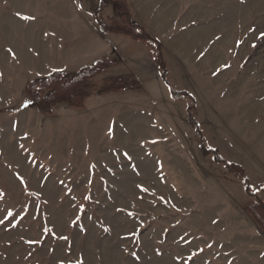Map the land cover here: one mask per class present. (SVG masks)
<instances>
[{
  "label": "rangeland",
  "instance_id": "1",
  "mask_svg": "<svg viewBox=\"0 0 264 264\" xmlns=\"http://www.w3.org/2000/svg\"><path fill=\"white\" fill-rule=\"evenodd\" d=\"M173 2L186 9L182 13L195 19L193 24L203 25L182 42L183 49L179 36L189 31L177 28L165 34L166 44L161 41L167 85L193 96L172 94L181 141L193 165L186 156L179 158L183 176L156 189L140 180L142 152L133 139L127 141L132 134L125 128L120 99H111L113 106L103 103L94 119L88 108L67 114L64 105L40 126L31 117H0V264H236L228 243L248 245V235L232 239L234 232L227 231L219 241L217 214H211L204 234L173 229L171 223L188 217L176 211L193 204L186 196L192 187L200 207L212 200L226 203L223 192H214L209 183L232 186L243 206L246 198L263 200L261 190L260 196L248 197L244 181L202 144L230 162H244L254 189L264 181V0ZM163 103L172 106L169 100ZM189 108L196 124L189 121ZM186 122L190 131L182 128ZM29 127L40 137L48 133L49 142L42 147ZM11 136L21 140L10 142ZM202 167L211 173L205 184L198 179ZM200 207L195 210L201 213Z\"/></svg>",
  "mask_w": 264,
  "mask_h": 264
},
{
  "label": "crops",
  "instance_id": "2",
  "mask_svg": "<svg viewBox=\"0 0 264 264\" xmlns=\"http://www.w3.org/2000/svg\"><path fill=\"white\" fill-rule=\"evenodd\" d=\"M128 1L134 20L164 44L165 34H173L175 29L179 28L183 32L189 31L188 36H179L178 43L183 49L182 42L192 37L191 34L203 26L193 24L195 19H188L186 14L182 13L186 9L178 7L179 10L173 6V0ZM99 2L94 5V0H0V117L21 116V119L26 120L31 117L34 125L38 126L40 120H47V117L52 115L43 113L30 102L26 90L29 81L46 77L53 72L71 76L103 58H110L112 67L89 80L91 88L85 100V108H75L62 103L55 105L53 112L55 113L61 105L67 106V114L82 112L88 108L89 117L94 119L95 112L103 111V103L110 106L113 101L111 99H120L122 117L127 121L125 128H129L128 133L132 134L127 141L133 139L132 142H137L142 152L139 179L149 182L156 189L164 181L173 182L182 177L183 175H179L178 159L186 156L187 163L193 165V156L190 157L184 142L181 141L184 135L179 133L178 115L172 108L174 97L163 79L162 69L156 62L150 42L135 41L123 34L103 32L94 16ZM111 10L113 12L110 14ZM103 13L106 15L103 16ZM180 13L182 17L178 18ZM100 16L104 19L111 16L120 17V12L110 3ZM107 75L111 79L100 85L99 82ZM116 80L128 82L130 85L119 91H111L110 86ZM134 81L139 82L138 86L131 85ZM168 100L172 103L170 108L163 103ZM18 110L19 112H16ZM136 120L139 123L138 128L135 126ZM24 127L28 129V126ZM134 128L137 129L138 136L135 135ZM182 128L184 131L185 128L190 131L189 123L184 124ZM30 129L42 147L43 143L49 142L48 133L45 132L40 137V132L32 127ZM20 138L11 136L9 141L19 142ZM251 155L256 159V153L251 152ZM1 158L3 155H0ZM236 161L249 173L244 162ZM202 170L203 173L198 172L202 173L198 179L201 184H205L206 177L211 179V173L207 167H202ZM250 180L252 181L251 178ZM207 185L213 187L214 192L215 189L222 191L226 203L218 204L216 200H212L206 204L202 203L205 206L200 207L198 196L196 197L192 187L186 196H192L193 204L176 211L187 214L186 223L176 217L177 220L171 223L173 229L179 230L181 227L192 231L200 230L204 234L205 228L210 229L211 214L215 213L218 226L214 228L219 230L215 236H218L219 241L226 239L227 231L234 232L232 239L242 237L245 233L248 235V245L240 241L234 242L233 245L228 243L229 247L233 246L230 255H234L236 264H264V254L258 252L264 251V233L246 210V204L254 199L246 198V204L243 206L232 186L225 183L218 188H214L213 183ZM171 186L173 187V184ZM220 186L223 190H219ZM199 187L201 190V185ZM209 187L207 186L208 190ZM255 187L257 189L252 186L254 193L259 195L260 190L263 193L264 181H260ZM260 197L264 201V196ZM235 201L238 204L236 206ZM196 207L202 208V212L196 211ZM244 248H248L250 255Z\"/></svg>",
  "mask_w": 264,
  "mask_h": 264
},
{
  "label": "trees",
  "instance_id": "3",
  "mask_svg": "<svg viewBox=\"0 0 264 264\" xmlns=\"http://www.w3.org/2000/svg\"><path fill=\"white\" fill-rule=\"evenodd\" d=\"M110 3L114 4L119 9L120 17L111 16L104 19L100 16L103 9ZM94 16L100 24L102 31L107 34H123L135 41L150 42L156 56V62L162 69L163 79L166 84L170 85L168 80L169 71L162 53L163 43L158 38L152 36L143 25L134 20L128 0H100L98 7L94 11ZM111 67V59L103 58L94 65L84 67L71 76H65L61 72H53L46 77L29 81L26 88L28 97L34 106L46 114H51L53 112V107L62 103H67L75 108H84L85 100L91 88L89 80L104 73ZM128 84L130 83L116 80L110 86V90L119 91ZM42 90H47L48 93L44 95L41 92ZM171 92L177 97L184 94L193 98L190 93L185 91H176L171 88ZM188 113L189 121L196 124L197 122L192 117L190 108ZM197 133L201 134L199 127H197ZM202 148H205V151L213 152L216 160L226 164L229 173L235 174L245 182L246 193L249 196L257 197L256 193L253 192L251 181L249 177H247L246 171L242 165L228 161L214 149L206 148L204 144H202ZM246 210L264 233V201L257 197L256 200H251L246 204Z\"/></svg>",
  "mask_w": 264,
  "mask_h": 264
},
{
  "label": "snow or ice",
  "instance_id": "4",
  "mask_svg": "<svg viewBox=\"0 0 264 264\" xmlns=\"http://www.w3.org/2000/svg\"><path fill=\"white\" fill-rule=\"evenodd\" d=\"M9 215H11V214H9Z\"/></svg>",
  "mask_w": 264,
  "mask_h": 264
}]
</instances>
